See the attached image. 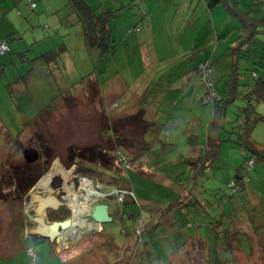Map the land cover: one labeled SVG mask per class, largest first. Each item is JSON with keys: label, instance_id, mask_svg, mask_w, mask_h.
<instances>
[{"label": "rangeland", "instance_id": "obj_1", "mask_svg": "<svg viewBox=\"0 0 264 264\" xmlns=\"http://www.w3.org/2000/svg\"><path fill=\"white\" fill-rule=\"evenodd\" d=\"M31 1L38 3L34 9L27 3L20 5L18 0L0 2L5 9L3 17H0V41L6 40L9 45L8 51L0 53L1 59L11 61L17 58L16 52L22 49H26L28 56L33 58L52 46L62 45L64 41L67 43L60 51V68L47 61H38L29 70L30 63H22L17 59L15 63H7L6 69L0 70V264H29L27 244L35 246L42 264H57L59 258L65 264H119L123 259L114 255V249L103 245V237L95 238V233L82 237L84 231L93 226V222L86 219H82L85 220L82 222L85 227L81 228L80 234L74 226L71 231H66V237L63 238L67 240L64 242L61 240L58 243L56 239L52 242L37 234L42 224L50 226L56 220L52 218L56 210L63 212L65 208L68 209L61 204L60 196L63 192L69 193L66 186L71 185L73 172L77 175L72 176L76 189L79 186L78 176L86 175L79 170L78 164L67 168L69 148L87 145L102 147L104 143L113 145L114 141L106 132L110 127L106 109L118 102V110H128L123 113L133 114L141 109L142 99L147 111L150 110L149 115L154 114L157 118L158 114L161 118L158 122L168 124V129L173 125L171 136L166 139L163 149L168 151L165 153L168 157H159L160 149L145 152L143 158H154V162H162L161 168L165 163L167 169L171 170L175 162L172 153L184 149L186 143L191 142L190 134L186 132L192 130L196 138L191 144L196 147L200 144L204 150L207 147H219L220 150L217 159L202 178L205 187L211 189L217 185L229 193L231 189L225 186L226 183L246 162L243 150L246 146L240 143V132H251L255 141L264 144V98L260 101L256 99L258 94L264 93L260 89L254 90L255 77L252 76L253 69L259 68L260 74L264 69V60H259L261 55L264 57V50L259 48L258 51L251 44L256 38L264 44V1L227 0L208 8L209 0H122L125 5L116 10L119 12L116 19L121 21L118 24L113 22L112 25L114 40L111 39V43L115 46L118 44V47L114 53L104 57L100 48H87L81 21L71 14L70 6L66 5L67 0ZM103 1L112 5L118 2ZM130 14H134L137 20L133 22ZM138 27L139 31L129 32V28ZM184 50L188 53L184 54ZM234 57L236 69L232 66ZM208 59L212 62L213 73L210 78L214 80L213 88L218 94L225 95L221 100L224 101L223 107L218 109L217 115H214L216 106L212 102L205 103L208 87L205 78L197 76L192 79L189 74L196 64ZM229 60L227 67L226 61ZM184 67L190 70L184 71ZM149 68H153L154 76L152 93L145 91L144 77L141 76ZM186 72L187 80L192 81L191 88L184 91L171 88L178 75ZM239 74L241 80L236 79ZM89 78L98 79L100 93L92 88L84 94L80 93L83 83L86 86ZM189 82L185 87L190 85ZM72 96L75 97L72 99ZM250 102L254 106H250ZM216 104H219L218 100ZM125 116L115 119L118 132L133 143L131 150L139 157L144 150L143 134L130 115ZM245 116L251 122L250 128L243 120ZM42 123L46 129L40 133L46 136L56 157L49 170L27 193L32 197L30 203L31 199H20L16 192L8 191H15L16 187L10 180H17L16 173L29 168L23 150L41 147L38 131L31 128ZM23 131L25 133L21 134ZM161 138L165 141V138ZM241 141L245 142L244 139ZM158 144L160 142H156V146ZM171 148L174 151H169ZM254 162L253 158L252 164ZM33 164V171L35 167L40 169L43 165L42 156ZM52 171H65L69 177L68 181H65L66 177H59L60 181L64 180L59 189L54 188L58 187L55 177L53 186L39 192L44 197L56 195L60 199L56 206L47 205L42 215L37 210L39 182ZM148 175L158 178L154 173ZM102 176L100 172L97 176L88 177L100 181ZM132 178L140 203L130 202V208L136 210L143 207L149 211L145 204L153 202L160 186L143 176L140 170L132 174ZM249 178L247 183L251 186L246 183L245 191L239 195L233 192L230 197H226V206H223L228 213L224 218L233 226L240 227L239 232L234 229L229 235V239L239 246L234 253L236 260L230 261L232 264H264V161L257 160L249 172ZM122 187L120 184L116 188ZM252 196H257L259 200L249 201ZM122 197L129 200L131 194L125 192L120 195V199ZM77 209V206L72 207L74 213ZM71 213L70 210L68 217ZM132 225L131 219L129 227ZM103 226L111 232H121L123 229L122 223L118 221L106 222ZM202 232L205 233V230ZM212 240L215 241L214 238ZM224 242L226 249H229L228 236ZM132 245L136 247L134 243ZM240 248L245 252H240ZM29 249L32 250V247ZM125 249L128 251V247ZM182 249L179 246L178 254L170 259L168 254L159 253V260L154 256L152 264H201L194 252L191 254L189 251L185 255ZM131 258V255L125 256L124 260ZM212 263L221 264V259L217 261L216 258Z\"/></svg>", "mask_w": 264, "mask_h": 264}, {"label": "trees", "instance_id": "obj_2", "mask_svg": "<svg viewBox=\"0 0 264 264\" xmlns=\"http://www.w3.org/2000/svg\"><path fill=\"white\" fill-rule=\"evenodd\" d=\"M18 1H27L26 3L33 9L38 5L37 1ZM118 2H115V5L107 4L103 0H96L95 2H91L90 0H67L66 2V5L70 6V12L73 14L74 18H78V20L81 21L82 32L85 38L84 42L87 48L89 50L100 48L103 57L114 53L118 47V44L115 46V44L111 43V39H113V22L118 24V22L121 21V19H116L119 14L116 10H119L125 5L122 0H118ZM103 5L105 6L103 7ZM134 14L129 15L133 22ZM139 30V27L138 29L129 28V32ZM2 42L8 43L6 40H1L0 44ZM66 43L67 42L64 41L62 45L57 47L52 46L48 51H41L42 53H38L39 55L36 54L37 56L33 58L28 56L26 49L16 52L17 58H12L11 61L3 60L0 57V65L3 66L0 67V70L2 68L6 69V66L8 65L7 63H12V61L14 62L17 59L22 63H30L29 70L31 66L38 61H47L49 64L53 63L55 67L58 66L60 68L62 60L60 57V51L66 46ZM33 44L34 41L30 44L31 49H33ZM251 44L258 49V51L260 49L264 50V44L257 38L253 40ZM8 50L9 48L4 52H1L0 50V53L3 54ZM262 56L263 55H261V58L259 59L260 61L264 60ZM206 62L210 63L209 71L207 73L202 69L200 71L201 65ZM63 64L65 65L64 62ZM236 65L237 62L234 57L232 61L234 69H236ZM211 66V59H208L207 61H200L196 64L194 70H196L198 76H203L205 78L208 86L205 103L209 104L212 102V104L216 106L214 115H217L218 109H222L223 107L224 101L221 100L225 95L218 94L213 88L214 80L210 78L211 72L213 73ZM183 70L187 71L190 70V68L184 67ZM258 70L260 69H253L252 76L253 78L255 77L254 90L258 91L260 89L264 93V69L261 74ZM152 71L153 68H149V70L147 69L141 74V76L144 77L145 91L150 93H152L154 79ZM239 76L240 74L236 79H238ZM239 79L241 80L242 78L240 77ZM84 86L85 83H83V87L79 90L81 94H84L88 89L91 90V88L99 93L101 92V87L99 86L97 78H89L86 82V86ZM75 96H72L71 98L73 99ZM63 98H65V96H63ZM262 98H264V94H258L256 97L258 101ZM217 100L219 101L218 105L216 104ZM249 105L254 106L252 102H250ZM118 107L119 104L116 102L106 109L110 120V127L106 129V132L108 136L112 138L114 144L104 143L102 147H99V145L71 146L66 155V161L69 166L72 164H78L77 166L79 167V170L86 173L87 176H97L100 172L103 173L102 180H100V182L103 183V191L119 187L120 184L127 190L131 189L135 191L136 189L135 184L133 183L134 180L132 174H135L137 170L142 171V174L146 173L143 168H139V162L150 163L154 169H161L162 164L160 161L154 162V158H142L141 161L138 159L145 156V152L151 150L159 151L161 149L158 156L167 153L168 151H164L163 149L166 139L171 136L172 129H168L167 125L158 122L154 115H149L150 110H145V107L133 114L123 113L126 110H118ZM221 111L223 112V110ZM126 112H128V110ZM146 113L148 114L146 115ZM124 114L126 116L130 115L132 121L135 124H138L137 126L143 134L144 150L142 151L143 155L141 154L139 157L134 155V150H131L134 147L133 143L124 138V136L120 135L118 132L116 126L117 121L115 122V119ZM243 120L247 124V128H250L251 122L248 116H245ZM42 126H44V123L39 126L37 125L35 128H31V130L35 132L38 131L37 133L40 137L41 147H36L39 149L40 158L42 156V167L40 169L35 167L33 171L32 167L35 165L33 163L36 161L28 162L24 158L29 166L28 170L18 171L15 175L17 180H10L16 188L15 191L9 189L8 192L11 190L12 192H16L18 194L17 197L20 199L25 197L41 176L49 170L52 161L56 157L53 148L48 144L46 136L43 133H40L46 129V127ZM147 132H149V134H151V132L153 133V138L159 140L158 143L160 142L162 146L160 144L158 145L162 148L156 146L157 141L146 136ZM24 133L25 131L21 134ZM161 137L165 138V141H163ZM208 137H210V134ZM189 138L193 143L196 136L195 134H190ZM241 139H244L245 142L243 143ZM239 140L241 144L246 146V149H243L244 155H246V162L245 165L242 164L238 169L233 176L234 178L232 177V179H229V182L227 181L228 183H226L225 186L231 189L229 193L217 185L208 189L205 187L202 180L206 175L207 169L217 159L218 154H220L219 147L215 149L207 147V149L204 150L201 148L200 144L199 147H196L191 144V142H188L186 143V148L172 153L175 162L171 170L167 169V164L165 163L162 167H166L164 169H166L167 175L170 178L169 183L163 179L164 176H156L158 178H155L154 175L147 177L160 186L158 188L159 192H157L159 202H154L151 206L145 204L149 211H145L143 207H139L136 210L130 208V202H136L137 204L140 203L136 191L134 192L135 196L131 197L129 200L120 199L118 194H107L101 198V200L108 203L110 207V214L113 216L112 222L118 221L120 224L122 223L123 229L121 232H119V230L117 232H111L108 227L104 226V230L96 234L95 238L103 237V245H107L114 249V255L123 259L119 264H152L154 256H157V259L159 260V253L168 254L169 258L175 256L178 254L179 246L183 248L182 250L185 255H188L189 251L191 254L194 252L196 258L201 264H213L212 260L216 258L217 261H220L221 259V264H232L230 261L235 259L234 253L238 251L239 246L237 245V242H233L229 239V235L234 229H237L236 232H239L240 227L238 225L233 226L228 219L224 218L225 215H228L224 208L226 206L225 199L226 197H230L233 192H236L237 195H239L242 191H245L246 183L250 181V170L253 169L257 160L264 161V144L255 141L251 132H240ZM16 141L18 142L19 138H17ZM145 148L150 150L145 151ZM248 150L251 154L247 153ZM169 151H174V148H171ZM253 158L255 161L254 164H252ZM55 164L56 163L53 164V167L56 166ZM158 173L164 175V170L159 171ZM137 177H139V175H137ZM247 184L248 186H251L249 183ZM162 185L164 186L162 187ZM256 200H259V198L257 196H252L249 201L255 202ZM217 208H219V210H217ZM55 213L52 215V218L60 220L68 217L70 211L65 208L63 212L56 210ZM228 218H230V216H228ZM131 219L133 220V225L129 227ZM204 227H206V229H204ZM203 230H205V233L202 232ZM227 236V245L229 246V249H226V243L224 242ZM41 238L45 237L41 236ZM212 238H214L215 241H213ZM124 243L126 245H124ZM133 243L136 247H133ZM29 247H32L33 254L29 252ZM125 247H128V251H126ZM253 247L254 246L251 248ZM26 250L29 256V264H34V262L42 264L38 259V254L34 245L27 244ZM240 250V252H245L241 248ZM129 255L132 257L131 260H124L125 256ZM218 257H220V259ZM226 261H228V263ZM57 264H65V262L59 258Z\"/></svg>", "mask_w": 264, "mask_h": 264}, {"label": "water", "instance_id": "obj_3", "mask_svg": "<svg viewBox=\"0 0 264 264\" xmlns=\"http://www.w3.org/2000/svg\"><path fill=\"white\" fill-rule=\"evenodd\" d=\"M23 155L28 162H34L40 158V152L37 147L25 148L23 150ZM25 197H26V201H29L32 198L31 194H27ZM88 200H89V204L87 209L84 208L78 214L72 211L70 217L63 220L53 221L52 224L50 225L52 227L50 233L41 232L40 230H38L37 234H41L45 237H49L50 239L54 238L58 242H60V240H64L61 238L66 237V231L73 228V226L76 228L83 227L82 223L80 222V219H86L90 222L95 223L93 224L94 228H88L87 230H85L82 237H85L90 233L99 231L100 229L103 228V223L110 222L113 220V216L110 214L109 205L106 202H99L98 200L93 202L95 199L91 197H88ZM30 201H32V199ZM69 202H67L68 206H70Z\"/></svg>", "mask_w": 264, "mask_h": 264}, {"label": "bare ground", "instance_id": "obj_4", "mask_svg": "<svg viewBox=\"0 0 264 264\" xmlns=\"http://www.w3.org/2000/svg\"><path fill=\"white\" fill-rule=\"evenodd\" d=\"M56 176H60V177H66L65 181H68V173H66L65 171H58V172H50L47 175H45L42 180L39 182V188L37 191L38 195L36 196L37 200L39 203V206L37 208V210L39 211V213H42V215L44 214V210L47 208L46 206H50V205H55L58 204V202H60L57 198L56 195H49V196H42L40 193L42 191H46L47 187H51L52 186V180L56 177ZM64 180H62V184H63ZM62 184L60 185V187L62 186ZM60 187H57L58 189ZM81 187L82 189L80 190V192L75 191V185L72 183L71 181V185L67 184L66 186V190L69 192L67 194V196H69L71 198V201L69 202V205H71L72 207L77 206V212L76 213H80L84 208H86L88 206V196H91L90 194L93 193V190L90 186H88V183L83 180L81 183ZM42 188V189H41ZM40 192V193H39ZM57 194V192H56ZM45 195V194H44ZM81 195H83V198H81ZM58 201V202H57ZM31 203V201H30ZM80 203H82L83 205H79ZM56 206V205H55ZM46 207V208H45ZM85 220H80V222H84ZM84 224V223H82ZM86 225H88V222L86 221ZM85 225L83 226L82 229H84ZM52 227L49 225H44L42 224L38 230H40L41 232H48L50 233ZM73 228L69 229L68 231H71ZM75 230H78V234L81 233V228H76L74 227ZM69 234V232H68ZM77 234V233H76ZM64 239L62 240L63 242L66 241L67 239L65 238H61ZM61 241V240H60ZM70 243V241H67Z\"/></svg>", "mask_w": 264, "mask_h": 264}, {"label": "crops", "instance_id": "obj_5", "mask_svg": "<svg viewBox=\"0 0 264 264\" xmlns=\"http://www.w3.org/2000/svg\"><path fill=\"white\" fill-rule=\"evenodd\" d=\"M2 0H0V2H1ZM227 0H209L208 2H207V6H208V8H210V7H212V6H214V4L215 3H220V2H222V3H225ZM234 1H236V2H243V0H234ZM25 3H26V1L25 2H21V1H19V4L20 5H25ZM4 13H5V9L1 6V4H0V17H3V15H4ZM133 18H135V15L133 16ZM137 20V18H135V20L134 21H136ZM140 28V27H139ZM183 53L184 54H186V53H188L187 52V50H184L183 51ZM263 59H264V57H263ZM229 62H230V60L229 61H226V64H227V67L229 66ZM154 65H156L157 63H156V61H154V63H153ZM195 68V67H194ZM194 68L189 72V74H190V76H191V78L193 79V78H195V77H197L198 75H197V72H196V70H194ZM225 70H223V72H224ZM187 75H188V72L187 73H185V74H179L178 75V79H176V81L172 84V87L171 88H174V89H182V91H184V90H188V89H190L191 88V86H192V81H188L187 80ZM187 82H189L190 83V85L188 86V87H185V85H187L186 83ZM143 104V105H142ZM141 105H142V107L141 108H144L145 106H144V102H143V100L141 99ZM146 108V107H145ZM147 109V108H146ZM154 115V114H153ZM158 121L161 119V118H159L158 117V114H157V118H156ZM172 124H171V128L170 129H172ZM167 127H168V124H167ZM187 134H191V133H193V131L191 130V131H189V132H186ZM194 134V133H193ZM192 135V134H191ZM146 136L148 137V138H150V139H152V140H155L156 138H153V133L151 132V134H149V132H147L146 133ZM158 142V141H157ZM187 147V146H186ZM185 147V148H186ZM143 157H145V156H143ZM143 157H141V158H139L138 160H142V158ZM159 157H162L163 159H166L168 156L167 155H165V154H163V155H160ZM145 159V158H144ZM154 164V163H153ZM155 166H157L156 164H154ZM139 168L141 169V168H143L144 170H145V172L146 173H144V174H142L143 176H145V177H149V175L148 174H150V173H154L156 176H164V180L167 182V183H169L170 182V178L168 177V175H167V172H166V169H164V168H159V169H154L152 166H151V164L150 163H145V162H139ZM147 170H150L149 172H147ZM158 170H160V171H162V170H164V175H160V173H158ZM166 178V179H165ZM136 191V190H135ZM158 203L159 202V199H158V193H156L155 194V198H153V202L151 203V204H148V205H152L153 203ZM170 259V258H169Z\"/></svg>", "mask_w": 264, "mask_h": 264}, {"label": "built area", "instance_id": "obj_6", "mask_svg": "<svg viewBox=\"0 0 264 264\" xmlns=\"http://www.w3.org/2000/svg\"><path fill=\"white\" fill-rule=\"evenodd\" d=\"M8 48H9L8 43L2 42L0 44L1 52H4ZM209 64H210L209 62H206V63L202 64L201 68H200V71L202 69L205 73H207L209 71ZM83 180H85L88 183V186H90L92 188V190H93V193L90 194L91 196H88V197H91V198L96 200V199H98L97 197L103 195V193L100 191V188L102 187V183H100L98 181H94V180H92V179H90V178H88L86 176H83V175L78 177L79 186L77 188L78 190L75 187V191H77V192L79 191L80 192V190L82 189L81 183H82ZM125 192L133 194V191H131V190H126V189H122V188H113V189H111V193H113V194L120 193V195H122ZM81 197H83V195H81ZM81 204L82 203H80L79 205H81ZM29 252L33 254V250L29 249ZM34 257H36V256H34ZM34 263L38 264L37 262H34Z\"/></svg>", "mask_w": 264, "mask_h": 264}, {"label": "flooded vegetation", "instance_id": "obj_7", "mask_svg": "<svg viewBox=\"0 0 264 264\" xmlns=\"http://www.w3.org/2000/svg\"><path fill=\"white\" fill-rule=\"evenodd\" d=\"M67 165V164H66ZM74 164H72L71 166H73ZM68 167H70L69 165H67ZM47 175V174H46ZM43 176V175H42ZM41 176V177H42ZM73 177H76L77 175L73 172V175H72ZM72 176L70 177V180L72 181V183L75 185V183H74V180H73V178H72ZM59 177L60 176H56V178L58 179V183H56L57 181H55V184L58 186V187H60V185L62 184L61 182L62 181H60L59 180ZM61 178V177H60ZM41 179V178H40ZM39 179V180H40ZM53 186V185H52ZM54 188H57V187H54ZM59 191H61V190H59ZM58 191V192H59ZM62 191H64V190H62ZM61 201H63V202H69V201H71V198L69 197V196H67V193L66 192H63L62 194H61ZM58 200H60V199H58ZM53 208V207H52ZM70 209H72V207L71 206H69L68 207V210H70ZM93 224H95L94 222H93ZM91 228H94V225L91 227ZM103 229H104V226H103ZM39 236H42V237H45V236H43V235H39ZM46 238V237H45ZM48 239H50L49 237H47ZM54 239V238H53ZM53 239H50L52 242H53ZM77 240H79V239H77ZM76 240V241H77ZM57 241V240H56ZM76 241H74V242H76ZM58 242V241H57ZM73 242V243H74ZM59 243V242H58Z\"/></svg>", "mask_w": 264, "mask_h": 264}, {"label": "clouds", "instance_id": "obj_8", "mask_svg": "<svg viewBox=\"0 0 264 264\" xmlns=\"http://www.w3.org/2000/svg\"><path fill=\"white\" fill-rule=\"evenodd\" d=\"M79 176H81V175H79ZM78 176V177H79ZM83 176H86V177H88L87 175H83ZM88 178H90V177H88ZM90 179H92V178H90ZM92 180H94V179H92ZM95 181V180H94ZM98 182H100V181H98ZM100 183H102V182H100ZM76 187V186H75ZM122 189H125L124 188V186L122 187ZM127 190V189H126ZM131 190V189H130ZM100 191L102 192V193H104L103 195H101V196H99V197H97L98 199H96V200H98L99 202H103L102 200H101V198H103V196H105V195H107V194H113V193H111V190H108V191H103V183H102V187L100 188ZM131 191H133V190H131ZM135 191H133V194H131V197H133V196H135V193H134ZM116 194H118V193H116ZM119 195V194H118ZM119 198H120V195H119ZM121 199H123V197L121 198ZM96 200H94L93 202H95ZM61 204L62 205H66V207L68 208L69 206L67 205V202H61ZM88 204H89V202H88ZM108 204V203H107ZM58 207V206H57ZM57 207H53V208H57ZM88 207V206H87ZM87 207H86V209H87ZM110 208V207H109ZM71 211H73L72 209H70ZM69 210V211H70ZM104 229L102 228V229H100L99 231H97V232H93V233H91V235L92 234H97V233H99L100 231H103ZM35 264V263H34Z\"/></svg>", "mask_w": 264, "mask_h": 264}]
</instances>
